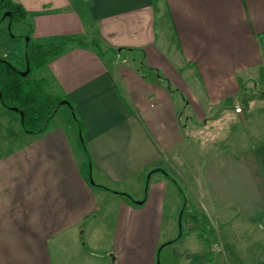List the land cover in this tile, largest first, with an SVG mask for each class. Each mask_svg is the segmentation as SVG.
I'll return each mask as SVG.
<instances>
[{"label": "crops", "instance_id": "0c3cea01", "mask_svg": "<svg viewBox=\"0 0 264 264\" xmlns=\"http://www.w3.org/2000/svg\"><path fill=\"white\" fill-rule=\"evenodd\" d=\"M13 1L33 40L106 51L50 59L39 77L70 113L0 136V264H156L180 202L168 171L194 143L213 220H188L197 264H264V0Z\"/></svg>", "mask_w": 264, "mask_h": 264}, {"label": "rangeland", "instance_id": "374dc122", "mask_svg": "<svg viewBox=\"0 0 264 264\" xmlns=\"http://www.w3.org/2000/svg\"><path fill=\"white\" fill-rule=\"evenodd\" d=\"M30 32V25L27 24L26 21L15 22L11 25V27L8 26L6 19L0 23V56L8 59L21 70L24 68L25 39L26 37H29ZM101 50H103V48ZM105 51L106 50H103V52ZM42 70L39 72L33 71L30 77H39L43 72ZM68 112L69 108L67 105H60L54 119H52L50 123L59 121V119H61V115L67 114ZM192 121L197 122L198 120ZM193 127V123L191 122L190 128ZM22 132L23 130L20 126L18 113L0 105V136L9 137L14 142H17V140H19L18 135ZM190 148V151H188V154L184 156L183 160L176 159L174 161L175 168L172 170L167 168L169 169V175L178 183L179 189H181L179 190L180 202L176 203V205L174 204L170 206V209L174 212V231L172 236L169 238L161 237V241L162 243H165V245L161 250L159 249V251H157L156 264L157 262L158 264H182L187 258H190V260L192 259L193 263L197 264V261L200 260L201 255L198 246L203 242L202 239L197 238L196 229L193 226L192 220L190 221V224L188 221L190 216L193 214L195 216H201L202 220L200 222H203V224H205L208 228H213V220L205 216L204 212L196 202L199 182L198 159L202 157L204 152H201L200 149H198L200 146H197V143L191 144ZM171 183L169 182V188L175 189L176 185L170 187ZM183 206L184 210L180 230L177 219ZM226 226L227 224H225V226L220 224L222 231L225 232L228 230ZM179 234L181 237L178 240L174 243H169L172 239H176ZM241 239L244 240V238ZM212 240L213 238L211 237L210 241ZM249 241L251 242V239ZM254 249H257V247ZM255 251H258V249ZM255 251L254 253H257ZM233 260L234 262L232 264L237 263L234 256ZM249 260L250 258H248V261ZM228 261L230 264L229 259ZM205 264L214 263L212 259L207 258ZM220 264H226V262L223 260Z\"/></svg>", "mask_w": 264, "mask_h": 264}, {"label": "trees", "instance_id": "16d2710c", "mask_svg": "<svg viewBox=\"0 0 264 264\" xmlns=\"http://www.w3.org/2000/svg\"><path fill=\"white\" fill-rule=\"evenodd\" d=\"M5 12L10 16L1 19ZM26 17L22 6L13 0H0V23L6 19L9 27L15 22H20ZM92 47L97 54H103L99 41L92 39L89 43L78 37H64L59 41H35L29 35L24 45V68L21 70L8 59L0 56V105L4 108H17L20 126L23 132L38 134L43 132L51 119L55 116L61 100H67L64 95L49 93L45 88V79L30 77L32 72L42 70L50 59L66 50L68 45ZM29 71L26 76H21L20 71ZM68 101V100H67ZM68 107L70 103L68 102ZM19 112L23 113L21 121ZM112 191L109 188H105ZM175 241V240H174ZM173 242V241H172Z\"/></svg>", "mask_w": 264, "mask_h": 264}, {"label": "water", "instance_id": "95a60500", "mask_svg": "<svg viewBox=\"0 0 264 264\" xmlns=\"http://www.w3.org/2000/svg\"><path fill=\"white\" fill-rule=\"evenodd\" d=\"M10 16V13L9 12H5L4 14H3V16L1 17V19H4L5 17H9ZM8 26H9V24H8ZM28 40V38L26 37V39H25V41H27ZM28 71H29V67H28V64H27V62H26V69L24 70V71H20V74H21V76H26L27 75V73H28ZM68 105V101L67 100H61L60 101V105ZM10 110H12V111H14V112H18V110H17V108H9ZM19 115H20V118H21V121H22V119H23V113L22 112H19ZM90 182L91 183H93V181L90 179ZM137 203H140V201H138Z\"/></svg>", "mask_w": 264, "mask_h": 264}, {"label": "built area", "instance_id": "2783aa9c", "mask_svg": "<svg viewBox=\"0 0 264 264\" xmlns=\"http://www.w3.org/2000/svg\"><path fill=\"white\" fill-rule=\"evenodd\" d=\"M211 249L216 250L217 249V245L215 243L211 244Z\"/></svg>", "mask_w": 264, "mask_h": 264}]
</instances>
